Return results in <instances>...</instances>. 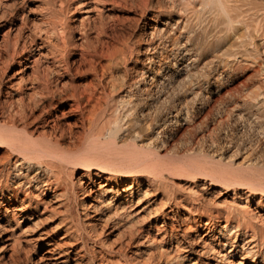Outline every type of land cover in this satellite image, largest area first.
<instances>
[{
    "label": "rangeland",
    "instance_id": "1",
    "mask_svg": "<svg viewBox=\"0 0 264 264\" xmlns=\"http://www.w3.org/2000/svg\"><path fill=\"white\" fill-rule=\"evenodd\" d=\"M49 1L0 0V103L18 98L24 83L29 91L26 78L35 74L30 61L39 57L40 67L58 66L62 83L103 84L106 94L94 131L115 128L113 148L139 155L141 162L117 172L127 180L119 190L136 179L134 189L140 193L131 206L125 193L114 197L109 192L99 201L84 197L79 184L88 183L87 171L69 166V200L51 194L47 210L32 216L17 211L18 202L6 205L9 212L15 209L20 223L1 222L0 264H253L252 257L239 255L231 263L224 260L230 244L223 247L220 229L235 207L248 208L264 222V197L259 207V195L246 203L245 189L224 183L230 173L264 174V0H228L241 15L231 27L223 22L222 10L205 13L206 0H51L58 20L70 26L72 74H64V51L53 56L46 44L41 49L31 43L47 40ZM102 29L105 39L126 45L125 54L117 62L108 56L96 65L79 62L85 37L94 42ZM7 31L26 42L30 61L6 66L1 35ZM76 119L70 115L61 124L71 125L77 136L83 130ZM84 134L86 140L91 130ZM5 156L0 146L1 163ZM237 180L243 179L232 182ZM33 190L27 189L32 197L42 196ZM237 234L235 244L241 246L244 236ZM49 240L66 242L69 253L49 251Z\"/></svg>",
    "mask_w": 264,
    "mask_h": 264
},
{
    "label": "bare ground",
    "instance_id": "2",
    "mask_svg": "<svg viewBox=\"0 0 264 264\" xmlns=\"http://www.w3.org/2000/svg\"><path fill=\"white\" fill-rule=\"evenodd\" d=\"M227 2L228 0H206L202 3V7L205 13H213L217 10H222L224 15L223 22L231 27L241 15L234 13L232 7L227 5ZM48 4L49 7L47 10L49 17L47 20L48 30H46V33L49 35L47 36V40L42 41L41 45H37L35 39H32L31 43H34V45L39 46L41 49L44 47V44H46L45 46L51 47V50L48 52L52 53L53 56H56L55 52L64 51L66 72L64 74H72V69L74 68L73 66L76 60L69 59L70 52L73 49V47H70V26L66 21L61 22L58 20V12L55 9V5L57 4H54L51 0ZM64 6L62 5L60 9H63ZM76 7H78V5L75 6V8ZM70 11L71 10H69V12ZM194 14L197 17L202 16L198 13ZM104 34L105 31L102 29L94 42H92L88 36L85 37L86 42L79 49V57H81L79 62L84 61L85 63L87 61L90 64L96 65L103 56H108L110 58L109 60L117 62L119 55L125 54L126 45L124 46L118 38L108 41L105 39L107 36L104 37ZM149 35L152 36L153 31H150ZM1 37L4 41V50L8 53V58L5 61L6 66H9L12 62L21 65L25 62L24 60L30 61L26 56L29 51L28 46L26 42L22 43L20 36L13 38L10 32L7 31L4 32ZM53 39H55V42ZM58 40H61L62 45L59 44ZM40 59L39 57V59L34 58L30 61L31 67H34L35 74L32 79L26 78L30 82L29 91L25 92L26 84L24 83V85L18 88V98H11L9 96V100L0 103V146L4 147L6 151V160L2 163L0 162V227L4 226L3 223H1L2 221H5L7 224H10L13 220L18 224L20 223L18 222L20 217L17 218L15 209L20 212H30L31 216L36 212L44 213L48 208L46 197L51 194L54 196L62 193V195H66L69 200L71 195L68 177L72 174L71 171H69V166H78L87 171L88 183H78L80 188L79 191L84 197H91L95 199V201H99L109 192L112 194L115 193L117 197H121L122 194L125 193L128 194L130 198L126 197L124 201L131 206L133 203V196L135 194L139 196L140 189H134L136 186H134L133 181L136 179H133L130 185L122 187L120 188L121 190H119L118 186L127 180L124 174L117 172V169L124 168L128 164L139 163L141 159H139V155L135 151L120 152L113 148L112 138L115 134V128L102 127L100 129L99 127L98 131H94L96 114L104 100L106 88L103 84L94 86L92 82L81 87L74 85L72 82L62 83L59 79L61 76L59 73L60 70H57L58 66L52 63L51 65L40 67ZM54 71H57L56 77L53 75ZM67 106L68 109L66 108ZM57 112H59V114ZM70 115L77 117L76 124L78 122L81 124L80 127L83 131L79 132L77 136L74 134L71 125L65 127L61 124V119L65 120V118H68ZM115 126H117V124ZM87 128L91 130V135L85 140L84 133ZM39 130L41 132L38 134ZM72 138H76V140L71 142L70 140ZM147 163L149 166L150 162ZM233 175V173H230L229 177H226L224 183L227 186L239 185L245 189V193L247 194L245 196L246 203L252 199L254 200V196L259 195L260 200L257 203L259 207L264 197V174L255 171H246L242 175H235L234 177ZM233 178L243 179L244 181L237 180L234 183L232 182ZM29 188L38 190L40 192L39 194L42 196L38 198L32 197L31 192L27 191ZM147 193L146 190L144 195ZM74 196H76V194H74ZM140 197L138 203L141 200ZM11 202H18L19 206L9 212L6 205ZM100 202L94 205V208L97 210L101 206ZM85 205L86 202L83 201L82 207H85ZM118 208L117 205L115 209L118 210ZM123 208H125V206L121 207V209ZM261 209L263 208L261 207ZM229 214L230 215L226 216L224 220L228 223L230 220H233V218H237L238 223H235L236 225H233L234 223H226L220 229L221 235L226 239L222 242L223 247H225L228 242V244H230L229 250L224 255V260L227 261V263H231L233 261L232 258L239 255L242 260H247L252 257L253 264H264V222H261V220H258L257 217L251 214V210L248 208L235 207ZM237 215H239V217H237ZM70 229L72 228H69V230ZM237 231H241L242 236H244V244L241 246L235 244L236 238L238 237ZM66 232H68L67 229ZM232 233L236 234L233 240L229 239ZM46 234L48 233L45 232L38 236L40 237L39 239H44L43 235ZM64 237L65 236H62L61 239ZM17 239L18 238H15L14 242H17ZM64 244L67 243L53 242L52 240L47 241V245L51 246V250L49 251L57 253L65 252L68 254L69 251L63 248ZM247 244H249L248 247L245 246ZM13 247L14 252L19 251L16 244H14ZM236 263L241 264L242 261Z\"/></svg>",
    "mask_w": 264,
    "mask_h": 264
}]
</instances>
